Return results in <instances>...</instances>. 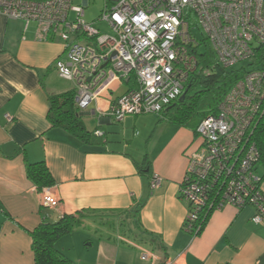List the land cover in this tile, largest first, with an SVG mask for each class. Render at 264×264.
<instances>
[{
  "label": "crops",
  "instance_id": "0c3cea01",
  "mask_svg": "<svg viewBox=\"0 0 264 264\" xmlns=\"http://www.w3.org/2000/svg\"><path fill=\"white\" fill-rule=\"evenodd\" d=\"M79 4L85 13L88 0ZM63 52V42L43 40L35 22L0 14V264H34L29 232L78 211L80 226L56 242L73 264H264V223L252 221L250 206L212 211L198 235L185 228L188 205L178 188L187 152L200 142L158 114L116 122L107 108L126 84L80 110L91 141L52 125L49 97L73 89L55 69ZM41 160L54 182L38 190L25 163ZM152 173L162 182L150 192Z\"/></svg>",
  "mask_w": 264,
  "mask_h": 264
},
{
  "label": "built area",
  "instance_id": "2783aa9c",
  "mask_svg": "<svg viewBox=\"0 0 264 264\" xmlns=\"http://www.w3.org/2000/svg\"><path fill=\"white\" fill-rule=\"evenodd\" d=\"M105 2L97 21L105 22L109 33L88 23L84 6L72 0H0V14L33 21L43 40L63 42L64 57L54 65L61 78L73 83L78 110L114 90V84H126L107 108L116 122L128 114H160L183 94L198 66V32L223 67L261 56L259 67L249 69L225 94L217 113L196 126L199 147L187 152L178 195L188 205L189 232L201 214L226 205L250 206L252 221L264 223L257 152L249 139L252 123L264 112V0ZM161 182L152 173L150 192ZM148 258L141 254L142 260Z\"/></svg>",
  "mask_w": 264,
  "mask_h": 264
},
{
  "label": "trees",
  "instance_id": "16d2710c",
  "mask_svg": "<svg viewBox=\"0 0 264 264\" xmlns=\"http://www.w3.org/2000/svg\"><path fill=\"white\" fill-rule=\"evenodd\" d=\"M204 47L201 52L200 48ZM197 55V69L190 76L184 86L183 93L164 110L158 114L166 117L172 123L188 127L195 131L196 126L204 117L215 115L217 108L225 94L233 84L243 77L249 69L259 67L261 56H257L250 62H243L237 65L240 67H223L216 59L209 43L204 37L200 38V43L195 48ZM50 110L48 118L52 125L62 127L73 135L77 140L89 142L92 140V133L89 132L80 116V110L74 104V90H69L60 94H54L49 97ZM250 141L254 144L257 152L256 167L261 168L262 173L260 183L264 178V112L257 116L251 125ZM146 166L139 167L141 172H146ZM26 177L36 186L38 190L43 187H49L53 184V178L43 160L37 162L25 163ZM149 173H147L148 175ZM263 192V191H262ZM138 204L133 212L138 213ZM211 212L201 214L190 232L198 235L203 230ZM82 211L75 213H64L57 221H43L37 225L30 235L32 238V251L34 255V264H73L57 247V240L81 224ZM186 221L184 222V226Z\"/></svg>",
  "mask_w": 264,
  "mask_h": 264
},
{
  "label": "rangeland",
  "instance_id": "374dc122",
  "mask_svg": "<svg viewBox=\"0 0 264 264\" xmlns=\"http://www.w3.org/2000/svg\"><path fill=\"white\" fill-rule=\"evenodd\" d=\"M72 2L74 4H79L81 2V0H72ZM105 0H88V6L85 7V13H84V19L88 22V23H92L93 27L99 29L102 32H106L109 33L110 29L109 27L106 25L105 22H101V21H97L100 9L102 8V6L104 5ZM109 2V1H108ZM198 35L200 38H202V35L200 34V32H198ZM200 51L203 52L204 51V47L202 46L200 48ZM236 68L240 67V65H236ZM65 85V87H68L66 89H69V87H72V84L70 81H62ZM57 248H61L62 253L64 250L65 245L63 244L62 246H60L58 243L56 244Z\"/></svg>",
  "mask_w": 264,
  "mask_h": 264
},
{
  "label": "water",
  "instance_id": "95a60500",
  "mask_svg": "<svg viewBox=\"0 0 264 264\" xmlns=\"http://www.w3.org/2000/svg\"><path fill=\"white\" fill-rule=\"evenodd\" d=\"M184 95H185V92L181 95V98H183L184 97Z\"/></svg>",
  "mask_w": 264,
  "mask_h": 264
}]
</instances>
